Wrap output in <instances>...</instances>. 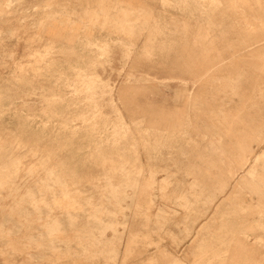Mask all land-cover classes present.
<instances>
[{
    "label": "rangeland",
    "instance_id": "374dc122",
    "mask_svg": "<svg viewBox=\"0 0 264 264\" xmlns=\"http://www.w3.org/2000/svg\"><path fill=\"white\" fill-rule=\"evenodd\" d=\"M0 264H264V0H0Z\"/></svg>",
    "mask_w": 264,
    "mask_h": 264
},
{
    "label": "bare ground",
    "instance_id": "6f19581e",
    "mask_svg": "<svg viewBox=\"0 0 264 264\" xmlns=\"http://www.w3.org/2000/svg\"><path fill=\"white\" fill-rule=\"evenodd\" d=\"M17 1H18V0H17ZM176 1H177V0H176ZM182 1H183V0H182ZM243 1H244V0H243ZM245 1H247V0H245ZM178 2H179V1H178ZM228 2H229V1H228ZM231 2H232V1H231ZM215 3H216V2H215ZM198 5H199V4H198ZM200 5H201V4H200ZM259 5H260V4H259ZM178 6H179V5H178ZM201 6H202V5H201ZM141 8H142V7H141ZM82 10H83V9H82ZM128 10H129V12L127 11V13H128L127 15L130 16L131 9L129 8ZM70 11H71V10H70ZM207 13H208V12H207ZM252 43H253V42H252ZM52 55H53V54H52ZM193 81H194V80H193ZM255 148H256V147H255ZM132 181H133V180H132ZM108 182H109V181H108ZM110 182H111V181H110ZM51 186H52V185H51ZM53 188H54V187H53ZM224 188H225V187H224ZM103 189H104V188H103ZM222 190H223V189H222ZM37 193H38V192H37ZM86 193H87V192H86ZM51 195H52V194H51ZM111 197H112V196H111ZM214 198H215V197H214ZM89 199H90V198H89ZM116 199H117V198H116ZM52 200H53V199H52ZM90 201H91V200H90ZM98 201H99V200H98ZM86 202H87V201H86ZM52 205H53V204H52ZM88 206H89V205H88ZM49 207H50V206H49ZM105 209H106V208H105ZM42 210H43V209H42ZM97 211H98V210H97ZM87 212H88V211H87ZM87 212H86V213H87ZM96 214H97V213H96ZM96 214H95V215H96ZM98 214H99V213H98ZM105 214H106V213H105ZM105 214H104V215H105ZM42 215H43V214H42ZM75 215H76V213H75ZM106 215H107V214H106ZM106 215H105V216H106ZM78 216H79V215H78ZM91 216H93V215H91ZM112 216H113V215H112ZM80 217H81V215H80ZM95 217H96V216H95ZM93 219H94V218H93ZM106 219H107V218H106ZM110 219H111V218H110ZM102 220H103V219H102ZM5 221H6V220H5ZM72 221H73V220H72ZM104 221H105V220H104ZM72 223H73V222H72ZM69 224H71V223H69ZM69 224H68V225H69ZM65 225H66V224H65ZM87 225H88V224H87ZM87 225L85 224V226H87ZM48 226H49V225H48ZM54 228H55V227H54ZM89 228H90V227H89ZM93 229H94V228H93ZM50 230H51V229H50ZM105 230H106V229H105ZM46 233H47V232H46ZM43 234H44V233H43ZM81 238H82V237H81ZM83 238H84V237H83ZM80 242H81V241H80ZM51 246H52V245H51ZM53 248H54V247H53Z\"/></svg>",
    "mask_w": 264,
    "mask_h": 264
}]
</instances>
